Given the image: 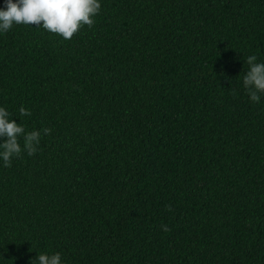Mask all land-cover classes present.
Wrapping results in <instances>:
<instances>
[{
  "label": "trees",
  "instance_id": "1",
  "mask_svg": "<svg viewBox=\"0 0 264 264\" xmlns=\"http://www.w3.org/2000/svg\"><path fill=\"white\" fill-rule=\"evenodd\" d=\"M94 20L0 34V106L42 133L0 161V264H264V95L243 87L264 0H101Z\"/></svg>",
  "mask_w": 264,
  "mask_h": 264
},
{
  "label": "clouds",
  "instance_id": "2",
  "mask_svg": "<svg viewBox=\"0 0 264 264\" xmlns=\"http://www.w3.org/2000/svg\"><path fill=\"white\" fill-rule=\"evenodd\" d=\"M101 9V0H4L0 7V34L6 33L13 25H35L69 40L79 29L87 25L92 27L94 18ZM248 65L243 76V87L250 100L259 103L264 95V61L256 54L248 55ZM22 116H30L25 107L19 109ZM51 129L44 128L43 135ZM41 131H25L21 123L10 118L9 111L0 106V161L10 166L13 158L26 152L28 156L36 153L41 140ZM23 138V145L20 143ZM167 231V227L164 226ZM29 264H32V259ZM35 264H65L60 252H41L36 256Z\"/></svg>",
  "mask_w": 264,
  "mask_h": 264
}]
</instances>
